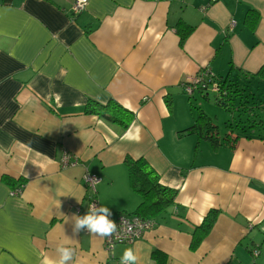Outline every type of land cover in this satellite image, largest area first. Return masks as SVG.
Wrapping results in <instances>:
<instances>
[{
	"label": "crops",
	"instance_id": "0c3cea01",
	"mask_svg": "<svg viewBox=\"0 0 264 264\" xmlns=\"http://www.w3.org/2000/svg\"><path fill=\"white\" fill-rule=\"evenodd\" d=\"M72 3L0 0V264H45L61 243L74 249L69 264H119L126 247L137 264H264V120L254 111L264 0H88L77 14ZM206 67L234 84L226 109L247 114L221 136L201 104L216 144L206 129L186 130L194 100L207 96L189 97L183 83ZM88 102L117 104L128 125L86 111ZM63 152L78 163L61 168ZM140 158L177 190L155 226L112 253L104 238L74 236L85 171L101 177L100 206L131 214L141 197L125 160ZM210 211L214 222L192 248Z\"/></svg>",
	"mask_w": 264,
	"mask_h": 264
},
{
	"label": "trees",
	"instance_id": "16d2710c",
	"mask_svg": "<svg viewBox=\"0 0 264 264\" xmlns=\"http://www.w3.org/2000/svg\"><path fill=\"white\" fill-rule=\"evenodd\" d=\"M9 1L10 0H3L4 3ZM179 25L183 27H179V31H181V33L183 32L182 34H186L190 30L182 22L179 23ZM259 72L264 74V66L261 67ZM217 81L220 87V93L216 94L217 100L223 102V105L227 108L230 106L228 98L231 96V92H233L234 84L227 82L223 78ZM223 96H226L225 99L222 98ZM85 109L90 113H102L106 119L118 122L123 127L128 125L131 118V114L117 104L109 107L108 105L88 102ZM194 112V124L186 130L198 131L199 134H202L204 133L203 129H206V134L209 135H207V139L212 140V142L216 144V139L211 136V134L213 135V133H215L213 131L214 127L211 126L207 115L200 107L194 110ZM258 122L260 123L262 121L259 120ZM211 131H213V133ZM125 164L128 170L129 183L133 190L141 197L140 203L131 214L138 215L142 218L150 217L155 219V217L174 203L177 190L162 185L159 182L158 174L150 167L146 160L142 158L137 160L126 159ZM215 215L216 211H210L203 218L201 224L194 229L191 244L192 248H195L208 233L214 222ZM155 255L158 257L157 252H155Z\"/></svg>",
	"mask_w": 264,
	"mask_h": 264
},
{
	"label": "built area",
	"instance_id": "2783aa9c",
	"mask_svg": "<svg viewBox=\"0 0 264 264\" xmlns=\"http://www.w3.org/2000/svg\"><path fill=\"white\" fill-rule=\"evenodd\" d=\"M88 0H73L71 11L73 14H77L82 11ZM233 26V21L230 23V27ZM184 92L188 96H192L195 89L200 91H206L210 89L212 92L219 94L220 87L218 81L214 80L210 68L206 67L200 69L198 73L190 79L187 83H183ZM78 159L68 152H63L59 160L61 168L76 165ZM86 190H87V204L85 214L88 211V207L91 204H95L99 207V202L96 196V185L101 180V177L95 173L85 171L82 176ZM21 186L12 191L13 194L19 193ZM117 224V231L114 235L104 238V245L108 252L112 253L114 245L120 243H132L136 239L140 238L146 231L152 229L155 226V220L153 218H142L135 214L117 213L114 216L109 217ZM84 233H89L87 229L82 230ZM254 256H257L258 250L253 249Z\"/></svg>",
	"mask_w": 264,
	"mask_h": 264
},
{
	"label": "clouds",
	"instance_id": "9594fccd",
	"mask_svg": "<svg viewBox=\"0 0 264 264\" xmlns=\"http://www.w3.org/2000/svg\"><path fill=\"white\" fill-rule=\"evenodd\" d=\"M84 0H81L83 3ZM112 215L110 209L107 206L97 207L95 204H91L88 207V211L85 215L73 216V235H78L82 230L87 231L94 236L100 238H107L114 235L117 231V224L109 217ZM56 252L57 258L46 259L45 264H69L74 259V249L64 243L57 246ZM138 254L134 247H126L122 255L120 256L119 264H137ZM77 264H80L77 261Z\"/></svg>",
	"mask_w": 264,
	"mask_h": 264
},
{
	"label": "rangeland",
	"instance_id": "374dc122",
	"mask_svg": "<svg viewBox=\"0 0 264 264\" xmlns=\"http://www.w3.org/2000/svg\"><path fill=\"white\" fill-rule=\"evenodd\" d=\"M205 94L207 96V99L199 97L196 101L194 100V104L192 105L193 109L196 110L197 108L200 107L201 104H203V108H205L209 112L208 116L211 122L218 126L221 136H223V133L226 130L225 123L227 122V120L231 121L232 124L233 123L235 124L236 122L239 121L238 116H241L240 119H242V121L246 119L247 114H244L243 111H240L239 113L237 111H232V110L228 111L226 107L221 103V101L217 100L216 93L212 92L210 89H207L204 95ZM255 102H256V107L254 108V111L258 116L259 115L261 116L262 120H264V87H262L261 89L259 100L258 101L256 100ZM251 119L254 120L255 118H251Z\"/></svg>",
	"mask_w": 264,
	"mask_h": 264
}]
</instances>
